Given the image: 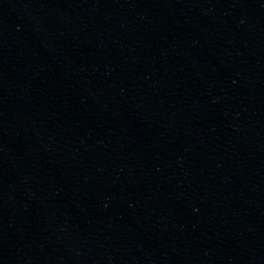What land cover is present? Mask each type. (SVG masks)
I'll return each instance as SVG.
<instances>
[{"label": "water", "instance_id": "obj_1", "mask_svg": "<svg viewBox=\"0 0 264 264\" xmlns=\"http://www.w3.org/2000/svg\"><path fill=\"white\" fill-rule=\"evenodd\" d=\"M33 264H264V0H69Z\"/></svg>", "mask_w": 264, "mask_h": 264}]
</instances>
